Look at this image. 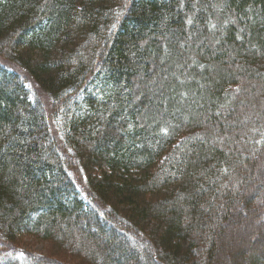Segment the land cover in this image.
<instances>
[{"label":"trees","instance_id":"obj_1","mask_svg":"<svg viewBox=\"0 0 264 264\" xmlns=\"http://www.w3.org/2000/svg\"><path fill=\"white\" fill-rule=\"evenodd\" d=\"M263 100L264 0H0L2 241L264 264Z\"/></svg>","mask_w":264,"mask_h":264},{"label":"rangeland","instance_id":"obj_2","mask_svg":"<svg viewBox=\"0 0 264 264\" xmlns=\"http://www.w3.org/2000/svg\"><path fill=\"white\" fill-rule=\"evenodd\" d=\"M92 88V86H91ZM90 88V89H91ZM44 103L46 104V106L48 105V100L44 97L43 98ZM264 102V100H263ZM264 164V158L261 159L259 161V164ZM256 186L255 184H252V186L250 187V189H254ZM264 198V192H262L261 197L259 198V203L260 200ZM252 218V217H251ZM252 219H257L256 214L253 216ZM83 225L85 226V224L83 223ZM242 225L238 226L239 229H237L236 231L238 232V234H241V229H242ZM90 229H96L93 225H91ZM234 230L236 228H233ZM122 234H119V238L120 240H127L128 241V245H126L127 249L125 250L126 252L123 253H115L112 254V256L114 258H116L118 261H121L122 264L128 263V262H133L131 257L132 255L136 256V260L133 262L135 263L137 260L140 261L142 264L147 263V259H145L143 256H138V250H140V248L137 246V243H140V240H137L136 242H132L131 238H126V236H124V238L122 239ZM135 239V238H133ZM136 240V239H135ZM87 243V248L84 247L86 250H88L89 248H94L93 245L91 244L92 241L90 240V242L85 241ZM125 243V242H123ZM74 247H81L79 246V243H74ZM234 246L232 247H227L226 249H224L223 252V259H221V261H218L217 264H233L234 262H236V258L233 257V254L235 253L236 249H238V247L240 246L239 244L237 245V243L233 244ZM54 245L51 242H46L44 240H40V239H31L30 237L28 238H23L22 240H19V243L15 246V245H10V244H6L2 241V237H0V264L7 262L9 258H13V259H18V260H25L27 258H30L32 256H54L55 258H59L57 259L59 262H62L63 264H75L76 259H74L73 257H68V255H65L64 252L59 251L60 254L58 255L57 253H54ZM2 254H6L4 257H2ZM100 254L106 256L107 254H109L108 251H105L103 248L100 249ZM62 256V257H60ZM57 261V262H58ZM242 263V262H240ZM16 264H24L23 262L20 263H16ZM77 264V263H76ZM237 264H239V261H237ZM244 264V263H242Z\"/></svg>","mask_w":264,"mask_h":264}]
</instances>
